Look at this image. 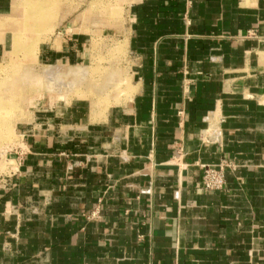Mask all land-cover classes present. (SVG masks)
Listing matches in <instances>:
<instances>
[{
    "label": "crops",
    "instance_id": "obj_1",
    "mask_svg": "<svg viewBox=\"0 0 264 264\" xmlns=\"http://www.w3.org/2000/svg\"><path fill=\"white\" fill-rule=\"evenodd\" d=\"M70 1L0 154V264H264V0Z\"/></svg>",
    "mask_w": 264,
    "mask_h": 264
},
{
    "label": "rangeland",
    "instance_id": "obj_2",
    "mask_svg": "<svg viewBox=\"0 0 264 264\" xmlns=\"http://www.w3.org/2000/svg\"><path fill=\"white\" fill-rule=\"evenodd\" d=\"M70 9V0H25L21 16L1 22L2 31H6L13 46L0 65V154H3L4 139L10 135L13 121L22 116L27 101L38 97L53 79L40 66L39 48L71 23V16L64 17L70 14ZM2 168L3 161L0 162Z\"/></svg>",
    "mask_w": 264,
    "mask_h": 264
},
{
    "label": "built area",
    "instance_id": "obj_3",
    "mask_svg": "<svg viewBox=\"0 0 264 264\" xmlns=\"http://www.w3.org/2000/svg\"><path fill=\"white\" fill-rule=\"evenodd\" d=\"M203 188L206 191H214L224 187L226 183L225 165H203ZM4 178L0 173V183Z\"/></svg>",
    "mask_w": 264,
    "mask_h": 264
}]
</instances>
